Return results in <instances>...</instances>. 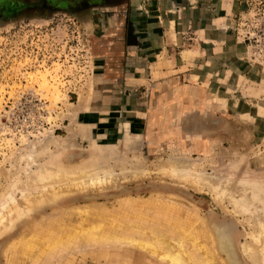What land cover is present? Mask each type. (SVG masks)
<instances>
[{
  "label": "rangeland",
  "instance_id": "obj_1",
  "mask_svg": "<svg viewBox=\"0 0 264 264\" xmlns=\"http://www.w3.org/2000/svg\"><path fill=\"white\" fill-rule=\"evenodd\" d=\"M179 2L202 8L191 19L203 35L182 27L175 43L165 38L157 80L137 23L151 13L147 0H0V222L27 200L67 192L0 235V264L13 261L10 242L78 210L107 242L81 231L75 247L18 264H167L126 235L181 243L201 264L194 232L214 264H264L254 241L264 223V0ZM184 49L198 56L187 62ZM129 166L142 175L124 180ZM113 168V186L67 190ZM219 229L230 258L211 240Z\"/></svg>",
  "mask_w": 264,
  "mask_h": 264
},
{
  "label": "bare ground",
  "instance_id": "obj_2",
  "mask_svg": "<svg viewBox=\"0 0 264 264\" xmlns=\"http://www.w3.org/2000/svg\"><path fill=\"white\" fill-rule=\"evenodd\" d=\"M182 166H183V164H182ZM129 167H131V168H129V170H125L124 173L122 172L124 180L129 175H131L132 176L131 178H133V179H137L139 177L138 175H140V174L142 175V173H143V172L141 173L142 170L137 169V168L136 169L132 168L133 166H129ZM161 167L163 168V166H161ZM173 167H171V168H173L172 169L173 174L177 173V171L175 170V167H177V166L174 164ZM166 168H169V167H166ZM166 168L163 169V171H166ZM106 170L108 171L107 173L103 172V173H99V174H92V175H88V177H85V178L82 177V178L78 179L77 181L70 182L69 184L65 183L68 186L67 190L69 189V191L73 192V191H78L80 189L81 190H83V189L88 190L89 188L98 189V188H101L103 186L110 187V186L115 185V183L118 180V177L115 176V173H114L115 171H113L114 168L111 170L112 172L108 169H106ZM169 173H170V171H169ZM203 176H205V174ZM135 177H137V178H135ZM181 179H182V177H181ZM195 179H197V177ZM199 180L202 181V179L198 178L197 181H199ZM207 181H205V182H207ZM202 182H204V180ZM211 183L212 182H210L209 184H211ZM195 184H197V183H195ZM58 185L61 188V186L63 187L64 184L59 183ZM66 185H64V186H66ZM197 185H199V184H197ZM209 186L212 187V186H214V184L209 185ZM108 187H106V188H108ZM214 188H215V186H214ZM48 190L50 191V189H48ZM59 190H61V189H59ZM215 191L217 192V190H215ZM52 192L55 193L53 191V189H52ZM65 193H67L66 190H62L61 192H58L56 194H50V196H49V193H47V195H48L47 196L46 192H45L44 194L46 196L42 193L43 196H41L39 198L36 197L34 200H27L22 206L19 205V206L13 207L12 210L9 211V214L7 215V217L6 216L4 217V219H6V224H4V226H2L4 221L1 220L2 222H0V225H1L0 226V235L5 230H7L10 226L13 225L14 221L16 219H18L19 216H21L22 214H26L27 212L30 213L35 208H37L36 206H37V204H39L38 202H40L42 200L44 201L46 199L56 200L60 196H62L63 194L65 195ZM220 195L223 196V195H226V193L223 190H221ZM239 206H241V205H239ZM241 209H243V208H241ZM87 213L88 212L85 210H83V211L78 210L77 212H73V213L68 212V215H66L67 216L66 220H63V219L57 220V221L54 220L55 221L54 224L57 223L58 227H53V225L50 224V225H47V227H45L44 229H42V232L40 235H33L31 237L24 236L20 240L15 241L14 243L10 242L11 246L8 245L7 249L4 252L5 257L8 255L9 252L12 251L13 255L11 256V259L13 261H11V264H18V262L22 263V261H26L27 263H29L30 260L32 261L34 259H36V260H34L33 262H39L40 259H44V257L49 256L50 253L52 252V250L53 251H58L59 249L66 250V249L75 247L77 245L78 236H79V233L81 231L83 232V235L85 236L86 241H89L90 243L92 242L94 244H100L103 241L107 242L108 240L105 241L104 237L103 238L100 237L98 235V233L95 231V229H97L96 226H93L92 224H90L89 226L85 227L87 225V224H85V221H86L87 215H88ZM71 219H74V221L73 222L67 221V220H71ZM146 222H147L146 224H149L148 223L149 221H146ZM258 225L260 228L258 227L259 232L257 233L254 241L257 245H260L262 243L264 244V223L260 222V224H258ZM146 227H147V225H146ZM153 227L154 226L152 225L148 229L145 228V231L149 230L151 233L155 234L156 229H155V227L154 228ZM111 230H114V229H111ZM114 231H116V230H114ZM108 233H109V231H108ZM194 234H196V232H194L191 235L189 234V237H190V239L193 240V246L195 248H197V250L199 251V254L202 256V260L200 261L201 264H214L215 262H213V261H215V260H212L213 259L212 250H209L208 247H206L205 245H199L198 241L196 240V235H194ZM203 236H204V234H203ZM126 237H128L131 245L133 247H135L137 250L143 251V253H147L150 256H156L161 261H166L167 264L168 263L169 264H190V262H191V259H189V257H187L185 250L183 248V245L181 243L180 244H177V243L173 244L171 242H167L164 245V243L160 242V244L163 245V247H160V245L158 244L159 240L158 241L157 240H153V241L148 240V242H146V240H141V241L134 240L133 235H126ZM210 237H211V240H214L218 244L219 249L222 250L228 258H230V253H231L232 247H231L230 239L228 238L227 233L224 230L219 229L218 231H216L214 236H210ZM153 239H155V238H153ZM163 239H165V238H163ZM126 244L127 243H125V245ZM171 244L174 245L173 247H177V250L181 248V250H182L181 255L174 252ZM104 246H106V245H104ZM84 248H86V247H84ZM125 255H127V254H125ZM36 256H37V258H36ZM139 259H140V257H139ZM195 262H193V264H196Z\"/></svg>",
  "mask_w": 264,
  "mask_h": 264
},
{
  "label": "crops",
  "instance_id": "obj_3",
  "mask_svg": "<svg viewBox=\"0 0 264 264\" xmlns=\"http://www.w3.org/2000/svg\"><path fill=\"white\" fill-rule=\"evenodd\" d=\"M171 3L174 5L173 11L175 13H171L168 16V0H147L145 6L147 9L151 10V13L142 12L145 18L143 20L141 19V21H137L139 24L137 25L141 29L140 31L145 35L144 40L147 41V48L144 47V51L151 55L150 57L153 59V62L149 63L151 73H153L151 75L157 80L162 76L163 68L166 63L165 53L167 45L165 38L167 39V43H175L179 37L178 33H180L184 27H191L193 30L199 31L200 37L203 35L198 28L197 22L191 19L193 16H200V14H202V8L195 7L193 9V7H187L185 11H182V9H180L182 8V3L179 2V0H171ZM170 18H174L172 26L170 24ZM172 30H174V32ZM186 51H191V54L189 57L184 58L182 53ZM197 56L198 51L194 49H184L181 52V58L187 60V62H191L192 59ZM174 61L175 60L170 61L171 67L174 65ZM175 82L176 80H173V83Z\"/></svg>",
  "mask_w": 264,
  "mask_h": 264
}]
</instances>
